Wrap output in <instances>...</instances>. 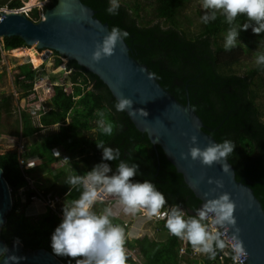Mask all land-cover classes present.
<instances>
[{"label": "trees", "instance_id": "trees-1", "mask_svg": "<svg viewBox=\"0 0 264 264\" xmlns=\"http://www.w3.org/2000/svg\"><path fill=\"white\" fill-rule=\"evenodd\" d=\"M81 1L110 28L118 27L129 32L125 41L131 49V56L147 66L161 87L178 103L189 105L203 120L205 132L218 143L231 140L236 145L229 159L234 164L237 178L253 189L264 207V66L252 62L244 76L239 73L245 57L256 62L257 55L264 53V34L256 35L251 28L241 30L237 47L228 51L224 45L230 26L220 14L215 21L207 24L202 21L195 34L188 32L187 28L185 31L184 24L190 25V21L182 11L190 0H118L117 15L107 12L110 0ZM56 3V0H50L46 10L55 7ZM0 4L10 10L23 7L22 0H0ZM30 18L40 22V10L35 9ZM246 23L251 22L244 16L234 22L241 27ZM2 42L7 51L29 47L20 37L3 38ZM41 53L35 52L39 59L44 55ZM54 55L57 57L54 67L58 68L63 57L57 52ZM34 66L38 68L42 64L34 62ZM32 67H19L21 74L17 85L22 90L23 100L34 92L37 83V74ZM67 69L80 71L92 88L83 95L75 92L77 99L72 103L63 95L52 98L47 106L49 111L40 112L39 126L24 112L23 121L19 119L13 134L29 142L25 152L20 154L19 149L0 152V169L13 196V204L24 202L19 192L29 186L27 175L35 179L40 170L53 177L52 184L44 189L46 196L55 203L64 199L70 204L80 193L66 184L68 177L84 175L102 162L109 163L115 172L120 161H103L102 149L97 147V143L102 142L105 147L119 148L120 159L129 165H139L134 179L155 184L168 200L166 209L179 205L186 217L193 216L202 203L187 187L163 150L155 147L125 112L116 111L117 101L99 78L76 61H69ZM14 104L13 95L0 94V118L2 114L13 112ZM99 112H103L106 121L114 125L111 136L100 130ZM34 157L41 161L39 167L24 170L20 158ZM64 158H67L64 167L51 168L54 161ZM96 211L102 212L103 207ZM62 220L52 209L39 216L9 214L1 229V239L6 245L19 241L26 251L46 249L53 254L51 237ZM113 223L127 233V224L116 217ZM165 223V220H159L166 240L148 236L127 239V264H220L208 257H179L178 238L169 233ZM56 257L62 264H75L68 257Z\"/></svg>", "mask_w": 264, "mask_h": 264}, {"label": "clouds", "instance_id": "clouds-1", "mask_svg": "<svg viewBox=\"0 0 264 264\" xmlns=\"http://www.w3.org/2000/svg\"><path fill=\"white\" fill-rule=\"evenodd\" d=\"M119 8L118 0H110L107 12L117 15ZM202 8L206 10L202 17L205 24L215 21L218 14L226 18L230 27L224 46L228 51L237 47L241 30L247 31L251 28L256 35L264 34V0H202ZM240 16L246 17L251 23H246L242 27L235 25L234 22ZM129 35L126 30L112 27L103 41L97 42L92 60L99 63L105 58L112 57L117 46ZM256 64L264 66V53L257 55ZM133 103L131 98L121 96L115 104L116 111L124 112L129 109L136 111L133 109ZM141 112L145 116L148 115L143 109ZM98 115L100 130L103 134L111 136L114 125L106 121L103 112H99ZM198 142V137L193 135L191 137L193 146H190L187 153H182L181 158L187 160L190 156L192 161H199L204 166L220 164L224 172L230 170L227 161L236 147L231 140L210 143L205 148L199 147ZM97 147L102 149L103 161L120 162L115 172L109 163L102 162L84 175L68 177L66 184L80 194L70 204H65L63 220L52 234L51 248L54 255L68 257L70 261L74 260L75 264H127L128 236L124 228L113 223L117 213L111 206L105 207L100 213L95 211L98 203L112 198L122 209L124 217H129V225L130 219L135 217L165 220V227L169 233L178 238V250L182 241H185L190 244L195 254H204L210 260H215L218 252L230 248L234 264H244L242 258L247 256V252L240 238L241 229L235 215L237 205L230 193L223 192L217 198L207 199L193 216L186 217L179 205L166 209L168 200L163 192L157 190L155 184L148 180L139 182L134 179L138 174L139 165H129L121 160L119 148L105 147L102 142L97 143ZM208 183H215L217 188L224 187L221 180L209 179ZM211 191L215 192L216 188ZM209 195L210 193H205V197ZM138 214L145 217H138ZM121 219L124 220L119 219L121 222L127 224L125 218Z\"/></svg>", "mask_w": 264, "mask_h": 264}, {"label": "water", "instance_id": "water-1", "mask_svg": "<svg viewBox=\"0 0 264 264\" xmlns=\"http://www.w3.org/2000/svg\"><path fill=\"white\" fill-rule=\"evenodd\" d=\"M56 1L55 7L46 10L40 22L15 10L0 12V38L20 37L29 47L36 45L38 50L46 52L44 61L57 52L67 62L76 61L99 78L116 101L121 96L131 98L136 111L124 112L140 132L148 135L155 147L163 150L187 187L201 201V207L207 199L217 198L223 192L231 194L237 205L235 215L241 229L240 238L247 252L242 258L244 264H264V207L253 189L238 180L231 160L227 161L230 170L224 172L220 164L207 167L192 161L190 156L187 160L181 158V154L193 146V135L198 137L201 148L218 143L205 132L203 120L188 104L181 105L161 87L148 67L131 56L126 41L117 46L112 57L94 62L92 53L97 42H102L110 31V25L95 17L96 12L81 0ZM141 109L148 115H143ZM209 179L221 180L224 187L209 184ZM213 188L215 192L211 191ZM9 190L0 169V264H62L46 249L26 251L19 241L6 245L1 239V229L11 207ZM205 193L210 195L205 197Z\"/></svg>", "mask_w": 264, "mask_h": 264}, {"label": "rangeland", "instance_id": "rangeland-1", "mask_svg": "<svg viewBox=\"0 0 264 264\" xmlns=\"http://www.w3.org/2000/svg\"><path fill=\"white\" fill-rule=\"evenodd\" d=\"M23 5L27 6L28 3H30V0H22ZM27 3V4H26ZM38 4V2H37ZM39 4L43 5V0ZM1 6V4H0ZM38 8H41L38 6ZM0 9H8L11 11L7 6L3 5L0 7ZM17 9V8H16ZM15 9V10H16ZM36 9V8H35ZM21 12V11H18ZM206 10L202 8V0H190L189 3L185 6L184 10L182 11V14H184L190 21V25L184 24V28L186 31L190 32L191 34H195L199 27L202 25V17L205 15ZM252 30V29H250ZM2 40L0 38V44L2 45ZM21 49H29L32 53V56L29 57H20L19 54L21 53L20 49L14 50V51H4L0 50V94H4L6 96L13 95L15 98V104L13 112L9 113L8 115L2 114L0 118V152H5L8 150H16L18 148L19 142L23 145H28V141L25 139H21L22 137L16 136L13 133L15 132V128L17 125V122L19 119L23 121V116H20L19 109L22 107L24 109L25 105H28V102L26 103L22 99V90L17 85V79L21 74L20 66H33V70L36 71L37 74V83L35 85V89L39 91V93L42 95V99L39 101H44L43 103L45 106L49 105V102L52 98L58 95H63V97L66 99L67 102L72 103L74 102L73 98V92L81 93V95L84 94L85 91L91 89V85L89 81L84 77L82 74L78 73H71V71H68L67 69V60L65 58H62V65H60L58 68L54 67V63L56 60V55L52 53L47 61H44L45 57V51H42L41 54H44L41 59H39L35 52L38 49L36 45L33 47L28 48H21ZM243 63V67L240 68L239 73L240 76H244L246 74L247 69H249V66H252V62L255 65V59L251 61V57H245ZM33 62H39L40 64H44L43 67L36 68L34 66ZM46 62V64H45ZM46 76V77H45ZM44 77V78H43ZM49 83H48V81ZM69 80V81H68ZM37 94V93H36ZM34 95V94H33ZM32 95V99H34V96ZM22 101V102H20ZM24 101V102H23ZM21 103V105L19 104ZM41 117H38L34 120V123L36 126H39V121ZM62 152H60L61 154ZM67 158H64L62 162H58V164H53L52 169L58 170L59 168L64 167L66 164ZM34 178L39 181L36 186L37 188H40L42 190L48 188L52 182L53 177L51 174H47L46 171H39L35 174ZM50 178V179H49ZM42 182L43 184H41ZM25 191L20 190L19 197L22 196L24 199V202L19 204L17 202V205L13 207V212H9V214H13V216H24V215H31V216H39L40 213H43V211H46L47 208L44 203H40L39 205L42 207H38L35 202L30 201L28 195H27V187L24 188ZM67 203L66 200L61 199L60 201L56 202V211L61 212L63 209V206ZM44 206V207H43ZM113 207L114 212L117 213L115 216L116 218H119L121 221V218H125L126 222L128 224V231L127 236L129 239H133L136 237H144L148 236L150 238H155L159 240H166V234L161 231L159 226V220L152 219L149 220L147 218H138L137 221L130 223L132 225H129V217H124L122 209L118 206L115 199H107L103 203H98L95 206V211L98 209H103L105 207ZM120 216V217H119ZM7 217V216H6ZM129 226H133V229ZM136 228V229H134ZM134 257V253H131ZM135 259V258H134ZM139 262V261H138Z\"/></svg>", "mask_w": 264, "mask_h": 264}, {"label": "built area", "instance_id": "built-area-1", "mask_svg": "<svg viewBox=\"0 0 264 264\" xmlns=\"http://www.w3.org/2000/svg\"><path fill=\"white\" fill-rule=\"evenodd\" d=\"M50 0H43V5L39 4L40 2H42V0H38V4H34V6L31 9H28L27 6L20 7L17 8L15 11H21V14H25L28 15L29 17L31 16V13L36 9L40 10V16H41V20H43L45 18V13H46V6L48 5ZM41 7V8H38ZM1 11H8L7 9H3ZM0 20H1V16H0ZM40 20V21H41ZM46 64V62H45ZM43 67V65H42ZM68 71H71V73H78V71L76 69H68ZM81 74V73H79ZM46 77V76H45ZM44 78V77H43ZM49 83V81H48ZM90 83V82H89ZM91 85V84H90ZM37 93V94H36ZM34 94V95H33ZM32 95L34 96V99H32ZM75 97V98H74ZM77 96L75 95V92H73V100L76 101ZM40 99H42V95L39 93L38 90H34V92L25 100V102H28V105L24 106V109L22 107H20L19 112H20V116H22V114L24 112H27V114L30 115L31 119H33V121L35 119H37L38 117H41L42 114H40V112L42 113H47L49 111V109L47 108V106H45V104L43 103L44 101H39ZM23 139V138H21ZM18 148L20 154L25 152V145L21 144L19 142L18 144ZM63 160V159H62ZM62 160H60L59 162L61 163ZM20 162L22 165V168L24 170H33L39 167V165L41 164V161L39 160L38 157H34V158H20ZM53 164H58V162L54 161ZM52 164V165H53ZM27 179L29 181V186L27 187V195L30 199V201L37 203L36 205L38 207H41L39 204L40 203H44L47 208L46 211L43 212H47L48 209H52L53 211H56V203L54 201H51L45 194V191L37 188L36 184L38 183L37 180L33 179L31 176L27 175ZM41 184H43L42 182H40ZM17 205V202H15V204L11 205L10 207V212L13 211V207H15ZM44 207V206H43ZM42 208V207H41ZM59 216L63 219V211L62 212H58ZM138 217H145L142 214H138ZM180 240V239H179ZM129 252V250H128ZM184 255L190 256L192 258L194 257H207L204 254H195L190 246V244H188L185 241H182L181 245L179 246V250H178V256L182 257ZM232 252L230 250V248L225 249L224 252H218V255L216 257L215 260L212 261H217L220 264H234L233 260H232ZM136 261H137V257L134 255Z\"/></svg>", "mask_w": 264, "mask_h": 264}, {"label": "bare ground", "instance_id": "bare-ground-1", "mask_svg": "<svg viewBox=\"0 0 264 264\" xmlns=\"http://www.w3.org/2000/svg\"><path fill=\"white\" fill-rule=\"evenodd\" d=\"M27 4V3H26ZM35 4V0H31L30 3L27 4V8L31 9ZM18 51V50H17ZM21 53L19 54L20 57H29L30 55L32 56V53L30 52L29 49H21L20 51ZM46 55V53H45ZM34 63V62H33ZM22 190V189H21ZM23 191H25V189L23 188ZM9 197H10V201H11V205H13V196H11V191L9 190Z\"/></svg>", "mask_w": 264, "mask_h": 264}, {"label": "crops", "instance_id": "crops-1", "mask_svg": "<svg viewBox=\"0 0 264 264\" xmlns=\"http://www.w3.org/2000/svg\"><path fill=\"white\" fill-rule=\"evenodd\" d=\"M23 200H24V199H23ZM119 217H120V216H119ZM134 221H135V222L137 221V217H135L134 219H133V218L130 219V222H131V223H133ZM131 225H132V224H131ZM130 228L133 229V226H130ZM134 229H136V228H134ZM136 230H137V229H136Z\"/></svg>", "mask_w": 264, "mask_h": 264}, {"label": "flooded vegetation", "instance_id": "flooded-vegetation-1", "mask_svg": "<svg viewBox=\"0 0 264 264\" xmlns=\"http://www.w3.org/2000/svg\"><path fill=\"white\" fill-rule=\"evenodd\" d=\"M1 10H3V9H0V12H3V11H1ZM7 10H8V9H7ZM1 49L4 50V49H3V43H2V45L0 44V50H1ZM14 50H18V49H14ZM14 50H10V51H14ZM20 50H21V49H20ZM4 51H7V50H4Z\"/></svg>", "mask_w": 264, "mask_h": 264}]
</instances>
